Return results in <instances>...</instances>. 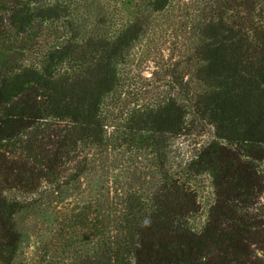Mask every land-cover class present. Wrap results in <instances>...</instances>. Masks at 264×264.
Here are the masks:
<instances>
[{
    "label": "trees",
    "instance_id": "1",
    "mask_svg": "<svg viewBox=\"0 0 264 264\" xmlns=\"http://www.w3.org/2000/svg\"><path fill=\"white\" fill-rule=\"evenodd\" d=\"M43 2L0 0V264H13L19 249L13 220L27 202L20 195L59 196L89 169V149L114 141L109 101L122 88L132 43L145 34L139 21L94 46L66 7ZM170 2L149 7L161 12ZM232 4L237 14L228 21L223 8ZM208 5L216 10L202 15L187 60L194 78L184 83L174 62L178 94L124 115L134 133L158 136L162 183L152 205L141 198L133 208L142 218L112 221V232L99 235L94 264H264V0ZM99 46L102 58H86ZM192 113L215 130L186 167L210 173L217 190L202 232L190 225L197 195L164 170L165 136L186 135Z\"/></svg>",
    "mask_w": 264,
    "mask_h": 264
},
{
    "label": "rangeland",
    "instance_id": "2",
    "mask_svg": "<svg viewBox=\"0 0 264 264\" xmlns=\"http://www.w3.org/2000/svg\"><path fill=\"white\" fill-rule=\"evenodd\" d=\"M43 1L66 7L64 15L71 14L73 27L86 39L92 38L94 46L114 40L122 29L139 21L145 30L127 53L121 90L109 101L108 132L114 141L111 139L108 147L89 149V169L59 196L20 195L27 202L13 220L20 236L13 264H94L99 235L112 232V221H128L129 225L135 218H142L144 213L133 211L139 205L136 203L142 198L146 207L152 205L162 183L160 158L152 139L158 136L134 133L123 123L124 115L178 94L171 78L174 62L182 63L179 73L184 83H190L195 72L187 60L194 57L198 23L216 6L208 5L209 0H171L166 10L152 12L150 0ZM215 1L221 5L225 0ZM223 11L228 21L236 18L233 4ZM93 52L86 58H102L101 46ZM186 90L183 87L182 94ZM179 98L184 100L182 95ZM187 123L186 135L165 136L168 156L164 170L170 177L181 178L197 195L199 209L190 225L195 232H202L216 203L217 190L210 173L193 174L186 167L203 146L215 139V130L193 113ZM259 169L264 176V164ZM261 218L264 228V212ZM259 255L264 258V252Z\"/></svg>",
    "mask_w": 264,
    "mask_h": 264
}]
</instances>
